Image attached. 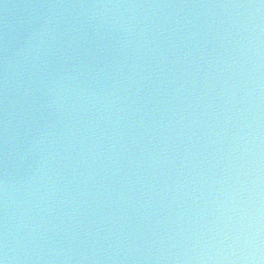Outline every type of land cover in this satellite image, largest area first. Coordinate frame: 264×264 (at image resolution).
Segmentation results:
<instances>
[{"label": "water", "instance_id": "1", "mask_svg": "<svg viewBox=\"0 0 264 264\" xmlns=\"http://www.w3.org/2000/svg\"><path fill=\"white\" fill-rule=\"evenodd\" d=\"M2 264H264V0H0Z\"/></svg>", "mask_w": 264, "mask_h": 264}, {"label": "snow or ice", "instance_id": "2", "mask_svg": "<svg viewBox=\"0 0 264 264\" xmlns=\"http://www.w3.org/2000/svg\"><path fill=\"white\" fill-rule=\"evenodd\" d=\"M0 264H2V262H0Z\"/></svg>", "mask_w": 264, "mask_h": 264}]
</instances>
